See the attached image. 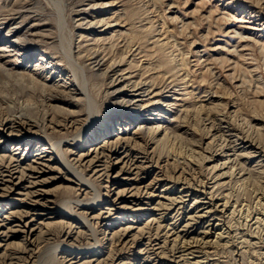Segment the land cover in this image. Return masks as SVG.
<instances>
[{"label":"rangeland","instance_id":"374dc122","mask_svg":"<svg viewBox=\"0 0 264 264\" xmlns=\"http://www.w3.org/2000/svg\"><path fill=\"white\" fill-rule=\"evenodd\" d=\"M62 9L65 26L61 21ZM0 22L4 31L15 33L20 48L28 51L29 70L35 69L37 57L42 54L52 57L57 65L61 62L66 74L71 76L60 46L63 41L65 44L72 41L76 56L89 67L88 87L99 111L92 126L97 131L105 129L125 111L104 70L114 65L118 76L124 75L131 85L147 86L143 96L136 100L135 113L130 115L150 119L148 129L139 131L136 138L153 159L168 160L171 169L179 156V162H184L182 158L190 149L196 150L194 161L187 158L193 164L199 154L214 155L213 162L204 161L202 175L196 179L205 177L209 187L214 185L215 190L221 186L230 206L225 216L227 236L211 250L210 261L264 264V0H0ZM8 49L11 51L0 53V57L11 68L20 61L22 52ZM31 54L36 59L31 60ZM94 57L100 60V68L91 65ZM29 70L20 72L28 74ZM0 73L8 77L1 70ZM67 78L62 77V81L77 85L73 78L69 81ZM0 87V98L11 101L18 95L19 102H29L33 119L46 112V132L54 140L75 137L73 129L60 130L56 126V121L64 115L62 112L73 110L70 104L73 98H66L54 109H41L39 89ZM123 90L133 95L131 88ZM80 109L75 115L84 119L87 100L80 101ZM52 126L62 132L53 131ZM221 135L239 138L246 148L250 138L254 147L227 151L220 142ZM24 136L39 142L35 136L27 133ZM89 139L87 136L76 140L74 147H91ZM237 155L244 164L242 167L233 166ZM217 157L226 166H218L217 173L223 176L213 180L209 174ZM91 180L100 184L99 179ZM47 187L49 193L42 200L51 211L65 209L70 199L93 201L90 193L66 190L61 182L49 183ZM54 227L58 229V225ZM108 232H111L109 226H103L99 237L103 240ZM152 236L157 237L155 230ZM59 240L57 237L52 242ZM79 246L83 248L76 251L94 250L86 248L85 241ZM99 246L104 248L106 244L102 241ZM45 264L54 262L49 260ZM55 264L66 263L59 257Z\"/></svg>","mask_w":264,"mask_h":264},{"label":"bare ground","instance_id":"6f19581e","mask_svg":"<svg viewBox=\"0 0 264 264\" xmlns=\"http://www.w3.org/2000/svg\"><path fill=\"white\" fill-rule=\"evenodd\" d=\"M60 15L65 26L63 9ZM2 25L0 22V53L11 51L9 47L22 53L20 61L11 68L0 57V70L8 76L5 78L0 73V85L10 89L28 86L39 89L40 108L54 109L66 98H73L70 102L73 110L62 112L64 115L58 121L52 119L60 130L73 129L75 137L54 140L46 132V112L33 119L29 113L31 105L27 101L19 102L17 94L11 101L0 98V264H45L49 260L55 264L59 257L66 264H212V249L228 233L225 216L229 204L221 186L215 190L214 185L209 187L205 177L196 178L202 175L204 161L213 162L214 155L199 154L193 164L187 158L194 161L196 150L190 149L182 158L183 163L179 162L180 156L174 159L172 163L176 165L171 169L168 160L153 159L136 138L139 131L148 129L150 119L130 115L135 113L136 100L143 96L147 86L131 85L124 75L118 76L114 65L104 70V74L110 77L112 91L123 102L125 111L105 129H93L99 111L88 87L89 67L76 56L72 41L67 44L63 41L60 46L71 76L66 74L61 62L57 65L52 57L42 54L30 55L31 60L37 57V63L35 69L29 70L28 51L20 48L15 33L4 31ZM91 65L99 67L101 62L94 57ZM23 70H29L28 74L20 72ZM62 77H68V81L73 78L77 85L72 82L67 85ZM127 87L133 95L123 90ZM84 99L88 102L87 115L84 119L77 118L75 114L81 112L80 101ZM211 121L213 127L214 120ZM54 128L53 131L57 129ZM214 129H217L215 125ZM26 133L39 142L26 139ZM16 135L19 137L14 138ZM87 136L91 147H74L76 140ZM220 139L227 151L254 147L250 138L246 140L248 148L231 135H221ZM217 158L209 174L213 180L223 176L217 173L218 166H226ZM239 158L237 155L232 160L233 166L244 165ZM92 177L99 179L100 184L92 181ZM52 182H61L66 190H84L93 201L70 199L65 202L67 209L51 211L42 199L49 193L47 185ZM57 218L61 220L53 221ZM103 226H109L111 232L102 240L99 233ZM153 230L157 237L152 236ZM57 237L60 240L53 243ZM82 241L86 242V248L94 250L76 251L83 248L79 246ZM102 241L106 244L104 248L99 246Z\"/></svg>","mask_w":264,"mask_h":264}]
</instances>
